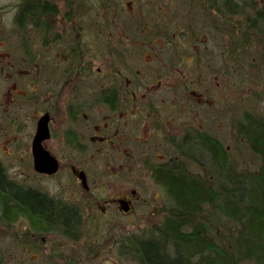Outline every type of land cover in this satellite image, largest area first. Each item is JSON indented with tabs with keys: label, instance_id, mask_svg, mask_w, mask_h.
Here are the masks:
<instances>
[{
	"label": "rangeland",
	"instance_id": "1",
	"mask_svg": "<svg viewBox=\"0 0 264 264\" xmlns=\"http://www.w3.org/2000/svg\"><path fill=\"white\" fill-rule=\"evenodd\" d=\"M56 1L59 5L52 17L55 33L65 31L71 49L83 47L80 46L79 33L88 42H84L83 48L85 63H89L86 67L90 70L86 76L90 74L91 78L85 77L82 80L87 87L92 89L93 84L98 83L94 90L97 92L98 88L103 91L111 86L115 82L117 65L121 70L118 79L128 77L134 91L135 81L140 80L144 86L153 85L156 75L160 74V85L164 86L154 90V94L151 91L149 94L144 88L141 92H147L146 97L152 98L155 105L161 108L159 111L152 109L155 113L160 115L163 112L165 131L160 140L166 143L154 152H147L140 145L135 146L132 141L125 140L120 145L128 147L130 151L125 149L124 153H118L108 149L98 154L97 166L103 163V166L107 164L117 170L119 163L125 169L131 163L133 170L138 164L136 172L130 175L137 179L133 185L139 188L141 194L135 202V210L128 216H120L118 212L115 213L114 207L94 199L97 198L95 193L104 199L111 194L115 196L126 187L124 185L127 181L124 184L121 181L125 169L119 175L121 179L104 178L103 171H94V161L84 164L82 160V167L91 170L90 190L86 194H82L80 189H76L77 192L70 190V186L76 182L69 166L78 162L81 156L70 147L66 150L63 146L61 137L67 124L62 116V104L59 107L56 105V110L52 108L54 122L51 124L52 138L49 145L67 170L53 178L37 176L31 165L30 144L34 118L41 105L35 107L31 102L9 104L6 88L14 80H4L3 76L7 75L2 72L6 71L7 59L10 66L23 67L20 63L24 58L21 54L19 57L18 51L24 45L29 49L30 43L27 40L22 42L23 39L18 35L20 32H16L10 25V16H5L6 28L2 19L0 28L3 27L11 34L1 40L4 49H0V55L8 56H0L1 166L12 181L23 186L48 190L60 198L70 192L67 198L70 204L81 205L83 218L81 232L74 242L72 239L66 241L60 233L36 234L31 227V219L24 215L13 214L5 221L0 209V264H139L130 252L133 242L155 236L167 217L179 214L165 188L153 181L152 168L175 162L186 168L187 173L202 178L208 186L215 183L210 158L193 141L195 139L192 135L195 132L215 138L226 150L231 165L238 173L255 174L261 168L263 156L252 151L245 137L237 132V127L247 116L264 122V0ZM78 3L82 5L77 6ZM230 8L235 12H230ZM257 17L253 23L252 19ZM79 23L85 24L80 32L77 29ZM23 33L28 38L32 30L25 27ZM195 36L197 40L189 44ZM155 38H159V42H153ZM176 39L179 46L175 44ZM54 47H57L56 44ZM185 54L194 57V64L190 68H187L188 62L180 59ZM149 58L151 60L146 61ZM79 60L75 61L76 65ZM198 65L204 84L188 86L183 83L181 86L170 87L172 85L169 81L174 80L171 73L176 67L185 69L191 77L195 75ZM165 67H168V71L164 70ZM23 81L28 83V79ZM199 94L203 96L199 97ZM162 99L163 103L160 101ZM171 105H174L173 108ZM104 107H100L101 112L96 118L98 123L103 121L104 116L112 121L111 115L115 114ZM91 117L92 113L89 120H85L87 126L88 123L92 125ZM88 133L89 130L85 131L86 135ZM135 136L143 139L139 134ZM188 142L193 144L191 148L186 146ZM101 146H105V143ZM83 155L88 160L89 152ZM65 182L69 186H63ZM98 183L107 188L104 194H99L94 188ZM102 206L107 207L105 212L100 210ZM208 211V220L206 212L205 222L198 214L193 221L204 222L202 229L209 238L219 240L220 234L231 240L232 234L238 231V225L214 210ZM181 230L188 232L190 228L184 227ZM41 237H45L46 243L41 241ZM62 243L67 245L65 251L60 249ZM232 259H236L234 254ZM236 264L255 263L243 259Z\"/></svg>",
	"mask_w": 264,
	"mask_h": 264
},
{
	"label": "flooded vegetation",
	"instance_id": "2",
	"mask_svg": "<svg viewBox=\"0 0 264 264\" xmlns=\"http://www.w3.org/2000/svg\"><path fill=\"white\" fill-rule=\"evenodd\" d=\"M82 3H78L77 6H81ZM44 4H46L45 7H43ZM29 5L30 10L27 8ZM58 5V1L56 0L0 1V21L2 19L6 28V20L4 17L10 16L8 17L9 19L11 18L10 20L8 19L10 25L12 24L16 32H20L18 35L21 39H23V41H21L24 43V41L27 40L30 43L29 49L23 44L24 46H21L22 48L18 51L19 57L21 54L24 58V61H21L22 63L20 64L27 68H23L21 66H10L7 59L5 64V66H7L5 69L6 71H2L3 69L1 71L7 75L3 76L4 80H14L6 88L7 102L9 104L17 105L23 102H31L35 107L36 105H41V107L38 109L39 111L37 112L38 115L34 118L33 133L30 144L32 169L34 173L37 176H41V178H53L60 172H65L67 170L63 167L61 158L53 154L49 145L50 138H52L51 124L54 122L52 108L54 110L55 107L56 110V105L59 107V105L62 104L61 106H63L64 109V115L62 116L66 120L67 124L66 131L63 132V136L61 137L63 140V146L64 148L66 147V150L70 147L73 152H76L81 156V158L77 160L78 162H74L73 165L69 166L70 172L74 175V180L76 182V184L71 185L73 187L70 186V190L77 192L76 189H80L82 194H86V191L88 192L90 190L92 175L90 173L91 170L89 171L87 168L82 167V160L84 161V164H86L87 161H94V171H103L105 173L104 178L108 176L117 180L121 179L122 177H119V175H121V172L125 169L123 168V164L119 163L117 170L109 167L107 164L103 166V163L102 165L100 163L101 166H97L99 159L97 157L98 154L104 153L108 149L114 150L118 153H124L125 149L129 150L128 147L120 145V143L125 142V140L132 141V143H135V146L140 145L141 149L147 152H154L155 149H159L164 143H166L165 140H160V138L163 137L165 131L162 116L163 112L160 113V115L155 113L153 111L154 109L159 111L161 108L155 105L152 98L146 97L147 92H141L144 88L143 90L148 91V93L151 91V94H154V90L164 85H160V74H157V78L155 79L153 85L148 84L147 86H144L140 80L135 81L134 91L133 87H131L132 82L128 77L118 79L121 70H119L120 66L117 65L114 73L116 77L115 82H112L111 86L106 87L103 89V91L101 88H98L97 92L94 90L95 85L98 83L93 84L92 89L87 87V84L82 82V80H85V77L86 79L91 78L90 74L86 76V72L90 73V70L86 67L89 66V63L88 65L85 63V49L83 48L84 42L86 44H88V42L83 40L84 36L81 37L82 35L79 33L81 45L80 43L78 44L83 47L80 49H71L69 47L68 34H66L65 31L62 33L56 31L58 34L55 33V24L52 23V17L56 12V6ZM27 12H29V14L25 16V13ZM84 25L85 24L81 23L78 24L77 29L79 32L83 30ZM97 25L99 26V24ZM25 27H30L32 30V33L27 35L28 38H26V35L23 33ZM10 34V31L7 32V30H4L3 27L0 28V49H4V44L1 40ZM159 40V38H155L153 39V42H159ZM196 40L197 36L189 41V44L194 43ZM199 41L202 40L199 39ZM91 43H93V41ZM54 44H56L57 47H54ZM175 44L177 46L180 44L177 39ZM98 51L101 53L99 49ZM107 54L108 53L105 50V55L107 56ZM0 56L8 58L6 54ZM94 56H97L96 49ZM78 59L80 60L76 65L75 61ZM180 59L182 61L188 62L187 68H190L191 65L194 64V57L192 54H185L182 57L180 56ZM150 60L151 59L149 58L146 61ZM118 63L121 65L120 61ZM199 68L200 66L198 65L195 75L190 77L188 71L181 68L180 66L176 67L171 73L174 76V80L172 81L171 79V81H169L172 86H168L176 87L179 85L181 86L183 83L187 84L188 86L197 83H201V85L204 84L205 81L202 79V73L199 71ZM164 70L168 71V67H165ZM25 79H28V83H24L23 80ZM88 91H90L92 95L90 92L87 93ZM191 92H193L192 89ZM198 96L202 97L203 95L199 94ZM160 101L163 103L164 100L162 99ZM101 105H105L104 108L108 112L115 113L111 115L112 121L108 119V116H104L101 123L97 122V115H99L101 112ZM121 106L122 110L124 109V113H122ZM173 106L174 105H171L172 108ZM35 111H37V109H35ZM116 112L119 114H116ZM152 112H154V114ZM91 113L92 125L91 123H88L87 126L85 120H89V115H91ZM44 116H46L47 119V130L41 135L40 146L45 152L49 154L51 160L55 161L57 169L52 173L40 172L35 165V158L33 154V142L37 135L38 123L39 120ZM134 119H136L138 122L135 123L136 120ZM117 120L118 123H116ZM132 121H134V123H132ZM87 130H89L88 135L85 134V131ZM138 134L143 136V139H137L135 135ZM197 135L198 133L196 132L194 135H192V137L195 139L193 141L196 143V146H198L196 138ZM102 143H105V146H101ZM128 150L126 152H128ZM85 152H89L88 160H86L83 155ZM39 161L41 163H45L44 161ZM172 163L174 162L159 164L152 168L151 173L155 183L163 187V185L154 178L153 171ZM137 166L138 164H136V168L133 170L131 168V163L130 166L126 167L124 178L121 179L122 184L127 181V183L124 185L126 187L123 186L124 188L121 189L118 194L115 196L111 194L109 197L107 196L103 199L100 195L95 193L98 199L95 198L94 200H102L105 204L114 207L115 213L118 212L120 216H128V214L135 210V202L139 199L141 194L139 188L133 185V181H137V179L130 175L133 172H136L138 168ZM7 179L21 187V189L24 191L31 190L44 195L55 205H57V207L63 206L66 209L72 208L75 210L76 219H73L69 222H63L60 220L47 222L38 213L31 212V214L28 215L23 214L22 212H16L15 210L13 214L18 216L24 215L27 217V219H31L30 223L31 227L34 229L33 232L36 234L60 233V235L66 241L72 239L74 242H76L78 240L74 237L71 238V234L79 235L81 232V223L83 218L80 211L81 205L79 203L70 204L69 199L67 198V196L70 197V192L65 194L66 197L61 195L60 198L56 193L51 194L48 190L45 191L38 187L23 186L12 181L8 176ZM100 185L101 183H98L97 185H94V188L97 189L99 194H104L107 188L105 189ZM63 186H69V184L65 182L63 183ZM78 200L81 202V199ZM105 209H107V207L102 206L100 210L105 212ZM1 212L3 220L8 221L4 217L3 211ZM13 214L10 213V217ZM40 239L42 242L46 243L45 237H41ZM66 246L67 245L65 243H62L60 245V249L65 251Z\"/></svg>",
	"mask_w": 264,
	"mask_h": 264
},
{
	"label": "trees",
	"instance_id": "3",
	"mask_svg": "<svg viewBox=\"0 0 264 264\" xmlns=\"http://www.w3.org/2000/svg\"><path fill=\"white\" fill-rule=\"evenodd\" d=\"M27 8L30 10V5ZM229 11L235 12L232 8ZM237 132L245 137L252 151L263 156L261 168L255 174L235 171L224 147L209 135H197L196 138L197 148L211 160L214 185L208 186L202 178L187 173L186 168L175 162L153 171L154 178L163 185L179 214L167 217L155 236L137 239L133 247L130 244V252L139 264H236L243 259L264 264V122L247 116L238 125ZM187 144L190 148L193 145ZM0 209L7 220L15 210L28 215L38 213L47 222L76 219L72 208L57 207L44 195L24 191L9 181L1 163ZM208 209L238 225L231 240L220 234L216 240L204 233ZM197 214L204 222L193 221ZM184 227L190 230H181ZM77 236L71 234V238ZM226 242L229 250L225 247ZM232 254L236 259H232Z\"/></svg>",
	"mask_w": 264,
	"mask_h": 264
},
{
	"label": "water",
	"instance_id": "4",
	"mask_svg": "<svg viewBox=\"0 0 264 264\" xmlns=\"http://www.w3.org/2000/svg\"><path fill=\"white\" fill-rule=\"evenodd\" d=\"M46 122H47L46 116L42 117L39 120L37 135L33 142V154L35 158L34 159L35 165L38 168V170L40 172L52 173L57 169L55 161L51 160L49 154L45 152L40 146L41 135L43 132H46L47 130ZM39 160L44 161L45 163H41Z\"/></svg>",
	"mask_w": 264,
	"mask_h": 264
}]
</instances>
